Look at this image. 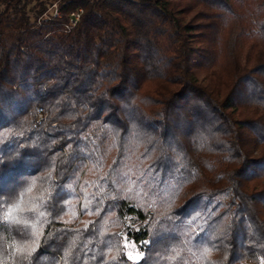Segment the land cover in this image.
Masks as SVG:
<instances>
[{"label": "trees", "instance_id": "obj_1", "mask_svg": "<svg viewBox=\"0 0 264 264\" xmlns=\"http://www.w3.org/2000/svg\"><path fill=\"white\" fill-rule=\"evenodd\" d=\"M31 1L0 0V264H264V0Z\"/></svg>", "mask_w": 264, "mask_h": 264}, {"label": "rangeland", "instance_id": "obj_2", "mask_svg": "<svg viewBox=\"0 0 264 264\" xmlns=\"http://www.w3.org/2000/svg\"><path fill=\"white\" fill-rule=\"evenodd\" d=\"M54 1L51 0H37L25 3L24 12L29 17L30 20L41 19L48 17L51 12V3ZM1 8V5H0ZM36 117L37 114H36ZM54 124V123H53ZM125 251L128 258L131 261H135L139 255L140 251L138 250L136 243L130 238H124Z\"/></svg>", "mask_w": 264, "mask_h": 264}, {"label": "built area", "instance_id": "obj_3", "mask_svg": "<svg viewBox=\"0 0 264 264\" xmlns=\"http://www.w3.org/2000/svg\"><path fill=\"white\" fill-rule=\"evenodd\" d=\"M51 4H52L51 5L52 9H51V12H50L48 17H54V18L55 17L56 18L60 17V13H59V11L57 9L56 3L52 2ZM80 13H81V9L80 8H76V9L70 11L68 13L67 22H66V24H64V27L66 29H69L72 26H74L75 23L77 22L78 18H79ZM37 116H38V118H44L45 117V113H44V111L41 108H38Z\"/></svg>", "mask_w": 264, "mask_h": 264}, {"label": "snow or ice", "instance_id": "obj_4", "mask_svg": "<svg viewBox=\"0 0 264 264\" xmlns=\"http://www.w3.org/2000/svg\"><path fill=\"white\" fill-rule=\"evenodd\" d=\"M32 211H34V210H32ZM39 216H40V217H44V216H45V212H44V211H40V212H39ZM31 251H32V252H35L36 249H32ZM30 254H31V253H30Z\"/></svg>", "mask_w": 264, "mask_h": 264}]
</instances>
